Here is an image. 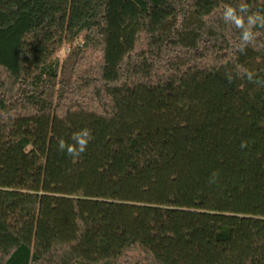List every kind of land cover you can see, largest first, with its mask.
Listing matches in <instances>:
<instances>
[{
  "label": "trees",
  "instance_id": "trees-1",
  "mask_svg": "<svg viewBox=\"0 0 264 264\" xmlns=\"http://www.w3.org/2000/svg\"><path fill=\"white\" fill-rule=\"evenodd\" d=\"M110 1L0 0V264H264V27L223 19L264 0H127L114 65Z\"/></svg>",
  "mask_w": 264,
  "mask_h": 264
},
{
  "label": "rangeland",
  "instance_id": "rangeland-1",
  "mask_svg": "<svg viewBox=\"0 0 264 264\" xmlns=\"http://www.w3.org/2000/svg\"><path fill=\"white\" fill-rule=\"evenodd\" d=\"M111 19L109 21L110 33L107 37L108 51L106 53V60L114 65L120 59L124 50L130 46L136 19V8L127 0H111L110 1ZM170 21L165 25L169 30L171 24ZM196 28L193 29L192 27ZM201 27V23L193 15H190L187 20L185 31L179 33L180 43L184 46H194L196 40L199 37L197 30ZM71 48L63 47L56 54L54 63L61 64L67 57V53ZM11 241L5 237L3 229L0 227V250H6L9 247ZM72 256L65 252L57 257H52L48 260L49 264H70L72 262Z\"/></svg>",
  "mask_w": 264,
  "mask_h": 264
},
{
  "label": "clouds",
  "instance_id": "clouds-1",
  "mask_svg": "<svg viewBox=\"0 0 264 264\" xmlns=\"http://www.w3.org/2000/svg\"><path fill=\"white\" fill-rule=\"evenodd\" d=\"M249 11L248 4L244 2H241L237 6H226L223 11L224 21L233 24L237 29L241 30L240 43L237 46L238 51L241 52L253 41V28L257 25L264 27V14L260 12H251V14H249ZM247 78L249 81H252L253 74L247 73ZM71 139L73 141L71 144L60 139L58 142V149L78 159L86 151L88 143L93 139L91 129L83 128L74 133ZM241 147H246V144L242 142ZM213 175L215 177L218 173H214Z\"/></svg>",
  "mask_w": 264,
  "mask_h": 264
}]
</instances>
